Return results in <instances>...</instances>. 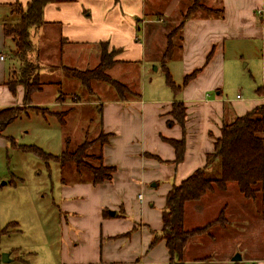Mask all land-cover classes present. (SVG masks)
Here are the masks:
<instances>
[{
  "label": "crops",
  "instance_id": "1",
  "mask_svg": "<svg viewBox=\"0 0 264 264\" xmlns=\"http://www.w3.org/2000/svg\"><path fill=\"white\" fill-rule=\"evenodd\" d=\"M206 1L201 0V4L221 8L222 16H207L198 9L182 24V39L176 45L181 82L184 76L198 69L199 72L177 92H172L164 82L154 83L146 65L159 63L164 50L168 33L158 23L174 12L177 15L189 0H168L163 6H159L161 0H74L44 7V24L33 30L30 37L34 45L30 58L34 57L41 68V81L58 73L48 71L49 68H94L99 63L100 44L107 43L110 50L118 51L114 57L118 62L108 69V75L123 84L136 83L140 95L138 98L126 96V100L112 97L100 103L101 128L109 134L102 146V163L114 167L111 180L98 185L60 183L58 204L51 191L47 203L59 207L68 244V253L63 247L60 255L63 260L70 259L55 264H166L169 255L164 240H158L151 248L149 245L154 237L160 236L167 192L204 166L214 138L219 137L225 122L231 123L263 102L257 89L244 99L239 95L229 98L224 76L226 46L230 49L236 43L240 44L242 53L249 49V43H256L255 47L261 49L264 69V0ZM14 2L24 6L28 0H0V57L3 56L0 58V109L20 107L24 99L22 87H16L12 94L6 84L18 65L10 54V44L3 31V23L12 19L7 5ZM44 83L47 84H43V91L46 87L51 94L58 93L55 87L59 89L60 84ZM258 87L264 90V75ZM43 91L32 94L33 105H56L53 103L56 97L51 103L33 102ZM173 102H181L185 107L183 128L174 120L171 125L167 124L172 121L169 112ZM2 133L0 148L6 149L11 137ZM181 138L184 139L183 159L175 163L174 149L167 140ZM148 183H152V188L161 187V191L151 189L143 194ZM136 189L139 191L134 196ZM229 190L245 210V198L233 182L227 183L224 190L214 188L199 200L185 203L183 226L187 230L214 220L224 207L227 223L211 226L206 234L190 239L184 248L183 264H264V243L251 249L250 246L240 249L239 240L235 246L222 248L219 244V237L228 232L230 219L234 217L233 204L221 200ZM138 195L142 197L139 199ZM36 198V194L29 197L20 209H32L36 213ZM239 215L236 214L239 222L245 223L244 216ZM7 219L5 227L20 226L19 218ZM235 252L239 253L238 261L232 260ZM7 254L10 261L2 263L0 259V264H30Z\"/></svg>",
  "mask_w": 264,
  "mask_h": 264
},
{
  "label": "rangeland",
  "instance_id": "2",
  "mask_svg": "<svg viewBox=\"0 0 264 264\" xmlns=\"http://www.w3.org/2000/svg\"><path fill=\"white\" fill-rule=\"evenodd\" d=\"M189 1V4H192L193 1ZM167 2L168 0H161L159 6H163ZM206 2L209 3V0ZM187 5H182L177 15L174 12L173 16L164 17L163 22L158 23L166 33L174 30L175 49L166 67L176 85H181L180 58L176 45L178 44L180 25L184 19ZM153 17L155 18V15ZM15 20L13 19L12 22ZM138 37L140 38V36ZM9 44L11 54L13 45ZM239 45L236 43L230 49L226 46L227 64L224 83L229 98L239 95L240 98L244 99L249 95H253L254 90L259 88V80L264 75V69L260 56L261 49L255 47L256 43H249L247 45L249 49L243 50L244 53H242V49L238 48ZM238 50L239 52H237ZM30 55L28 59L39 68L40 66L35 58H30ZM157 65L158 69L155 70ZM20 67L22 66L18 63L14 68L15 73L8 81L11 82V80L17 79ZM61 68L56 69L58 73L55 75L44 77L43 81L60 84L59 89L56 87L55 89L57 92L60 90L62 94L54 92L51 94L50 90L45 87V90L43 91V88H41L43 92L33 99L35 103H51L53 97H56L53 102L56 105L35 106L31 98L30 103H25L23 99L19 108L20 118L10 123L2 133L11 137V139L7 142L6 149L0 148V259L3 253L9 252L12 258L23 259L30 264H55L70 260H63V256L60 255L63 247L68 253V244L65 240V230L62 229L61 219L63 216L59 212V207H57L58 186L60 183L71 186L74 183H88L90 181V173L87 170H81L80 173H77L75 163L70 162L61 166L54 161H49L46 164L35 153L23 151L24 147L34 146L45 153L59 155L64 150L75 151L80 144L85 143L87 158L84 161L92 167L101 163V160H99L98 138L105 132L100 124V103L112 97L117 98L118 93L111 85L97 81H92L90 88L85 89L78 80L68 78ZM146 68L150 77L154 78V83H158V81L159 85L165 83V74L160 62L146 65ZM107 71L106 74L108 75ZM38 73L41 81L40 72ZM110 78L115 80L112 77ZM44 82L42 84H47ZM123 85L130 89V93L125 92V96L132 97L136 91V83ZM138 88H140L139 82ZM34 93L37 92L32 94ZM56 114H64L66 124L64 127L59 125L60 123L58 124ZM151 184L145 185V189L142 191L143 194L151 189L157 192L161 191V187L159 189L152 188ZM52 190L57 204L52 203L51 207L47 201ZM138 191V189L134 190L133 195L136 196ZM34 194L37 195L36 200L38 199L36 213H33L32 209H20L24 207L25 201L29 197L32 198ZM43 194L45 197L42 198ZM223 196L222 201L229 200L230 204H233L231 211L234 217L230 219L231 226L223 237L216 234L219 237L221 247L235 246L238 240L240 241V249L245 246H250L249 249H251L254 245L264 243V181L254 204L251 200L244 199L240 195L241 199H244L243 203L246 211L237 203L230 190ZM141 197V195H138L139 199ZM18 209L20 210L17 211ZM111 212L113 211H108L109 214ZM237 213L240 214L239 217L244 216L245 223L239 222L240 218L236 217ZM10 216L19 218L20 226H16L15 229L11 224L5 227L8 221L7 218ZM216 225L218 224L215 223L212 227ZM238 255L239 253L235 252L233 257Z\"/></svg>",
  "mask_w": 264,
  "mask_h": 264
},
{
  "label": "trees",
  "instance_id": "3",
  "mask_svg": "<svg viewBox=\"0 0 264 264\" xmlns=\"http://www.w3.org/2000/svg\"><path fill=\"white\" fill-rule=\"evenodd\" d=\"M74 0H28L26 5L22 6L19 2L8 4L10 21L3 23L4 36L9 43L13 45L11 50L12 57L21 64L19 76L15 80L7 81V85L12 94H15L16 87L22 86L24 89V101L30 103V96L33 92H40L42 82L39 80V68L34 65L28 56L34 51V45L31 41L32 31L44 24L43 9L50 3L72 2ZM201 9L207 16L221 18L222 9H213L201 4V0H194L192 5L184 13V19L180 25L188 19L196 10ZM14 17V18H13ZM16 17V20H15ZM13 19L15 20L14 22ZM174 30L166 36L165 49L160 58V65L165 74V83L172 92H177L193 79L198 70L184 76L181 85H176L166 67L167 62L172 58L175 49ZM178 39H182L179 35ZM117 50H109L107 43L100 44L99 63L88 70H77L70 67H62L61 70L68 78L76 79L85 88L89 89L92 81L103 82L111 85L118 93V98L126 100L125 92L130 93V89L111 79L106 70L111 68L118 61L114 59ZM57 68H49L48 71H54ZM13 69L10 77L15 73ZM12 79V78H11ZM58 86V85H57ZM132 91V90H131ZM59 94L62 92L59 90ZM134 93V92H133ZM257 93L264 98L262 87L257 89ZM137 91L132 98H138ZM20 107H8L0 109V134L13 121L20 117ZM34 108V107H33ZM36 109V108H35ZM101 113V112H100ZM43 115V114H41ZM172 121H167L168 125L173 120L181 128L184 126L185 107L181 102H173L172 109L169 112ZM60 125H65L64 114H56ZM264 99L263 102L248 111L243 116L236 117L229 124H223L220 129L219 137L214 138L213 149L206 155L205 164L202 168L194 171L189 177L179 184L172 186L165 196V205L161 214V232L160 236L154 237L149 247L154 246L158 240H164L169 260L166 264H183V253L187 242L193 237L206 234L213 224L225 226L227 220L224 215L225 208H222L218 216L208 221L200 227L187 230L183 226L184 206L186 202L199 200L204 194L212 191L214 188L224 190L227 183L236 184L239 193L249 200H255L264 181ZM109 134H102L98 138L100 153L98 166L92 167L84 159L87 158L85 143L80 144L75 151L64 150L59 155L45 153L42 150L28 146L23 151L33 152L40 157L46 164L54 161L61 166L66 163H75L77 173L81 170H87L90 173L91 185H98L103 181L111 180L115 169L112 166H105L102 163L101 149L106 143ZM175 153V163L183 159L184 139L167 140ZM213 170V171H211ZM63 182V181H62ZM105 216L107 212L103 213Z\"/></svg>",
  "mask_w": 264,
  "mask_h": 264
},
{
  "label": "water",
  "instance_id": "4",
  "mask_svg": "<svg viewBox=\"0 0 264 264\" xmlns=\"http://www.w3.org/2000/svg\"><path fill=\"white\" fill-rule=\"evenodd\" d=\"M111 214H113V213H111ZM1 256H2V258H1L2 263H8L10 261V259H8V254L7 253H3ZM232 260L233 261L240 260L239 255L238 256H235Z\"/></svg>",
  "mask_w": 264,
  "mask_h": 264
},
{
  "label": "built area",
  "instance_id": "5",
  "mask_svg": "<svg viewBox=\"0 0 264 264\" xmlns=\"http://www.w3.org/2000/svg\"><path fill=\"white\" fill-rule=\"evenodd\" d=\"M0 58H3V56H1Z\"/></svg>",
  "mask_w": 264,
  "mask_h": 264
}]
</instances>
